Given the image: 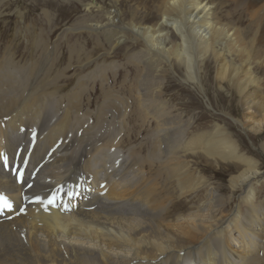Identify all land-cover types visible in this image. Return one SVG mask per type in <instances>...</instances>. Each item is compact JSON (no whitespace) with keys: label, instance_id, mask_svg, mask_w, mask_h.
Wrapping results in <instances>:
<instances>
[{"label":"bare ground","instance_id":"obj_1","mask_svg":"<svg viewBox=\"0 0 264 264\" xmlns=\"http://www.w3.org/2000/svg\"><path fill=\"white\" fill-rule=\"evenodd\" d=\"M137 1L143 11L153 9L152 24L137 26L133 14L125 27L109 20L102 28L108 76L120 37L129 34L143 48L127 58L140 68L133 86L136 103L152 118L139 122L150 135L123 157L114 151L127 136L104 131L116 120H71L78 92L58 85L67 80L59 69L63 57L34 55L40 47L32 44L26 59L17 58L10 55V40L0 42V194L24 206L0 221V264H264V202L259 206L252 192L257 179L264 183L260 158L219 124L193 133L195 124L174 120L163 99L170 72L179 71L198 89L212 74L250 114L234 123L252 143L261 140L264 0ZM92 59L85 54L84 65L80 56L67 65L84 69ZM61 100L60 112H48L47 102L57 110ZM259 147L264 153V142ZM190 156L198 162L191 164ZM2 157L11 166L27 164L25 189L5 172ZM223 167L232 168L228 182L231 193L240 191L237 201L223 197L221 181L214 187L205 177ZM87 189L90 195L75 199ZM65 192L71 193L66 208L43 207L49 195Z\"/></svg>","mask_w":264,"mask_h":264},{"label":"rangeland","instance_id":"obj_2","mask_svg":"<svg viewBox=\"0 0 264 264\" xmlns=\"http://www.w3.org/2000/svg\"><path fill=\"white\" fill-rule=\"evenodd\" d=\"M133 14L137 18L131 20ZM155 19L153 9L143 11V4L138 3L137 0H0V42L2 39L3 43L10 40V55L17 58L23 55L26 59L33 51L30 47L32 44H36V48L40 47L34 51V55L50 58L52 56L54 59L63 57L64 62L62 61L59 69L63 71L67 80L62 79L58 85L60 88L73 85L78 92V102H76L78 110L73 113L71 120H116L112 126L104 127V131L116 138L127 136L128 139L124 145L114 151L115 154L123 157L131 147H138L144 140L148 141L150 135V127H142L139 122L152 120V118L144 116V109L136 103L138 93L133 86L140 68L127 58L140 53L143 48L139 40L133 43L131 41L133 38L129 34L120 37L116 42L123 40L124 43L120 42L121 45L117 46L116 50H111L114 70L108 76L103 69L107 64V62L104 63L107 47L102 28L108 25L109 20L116 27H125L127 23H131L130 20L137 26L138 24L144 26L152 24ZM91 26H97L100 31L80 29ZM112 29L120 31L116 28ZM85 54H90L93 59L92 63L84 69L67 65L70 62L74 63L78 56L81 57L79 64L84 65ZM81 77L85 78V81L74 86ZM208 84L207 87L198 89L183 82L179 71L170 72L165 81L163 99L168 101L172 117L174 120L192 121V124L197 127L192 130L193 133L204 129L210 130L215 123L225 127L251 152L258 155L264 168V153L259 147L260 142H264V136L261 140L252 143L247 136V131H243L239 123H234V120L250 119L251 117H248L250 114L244 111L236 94L228 89L226 83H218L211 74ZM232 95L235 99L231 101ZM61 102L57 110L54 101L47 102L46 109L51 114L60 112L62 104H66L64 100ZM148 111L151 113L150 109H146L145 113ZM77 116L78 118L75 119ZM113 137L111 138L115 139ZM188 161L191 164L198 162L195 156L188 157ZM201 165L204 166V162ZM231 172V167L229 170L223 167V170L219 172H210L204 176L206 175L209 184L214 187L220 185L221 181L226 189V193L222 194L223 197H231L232 200L237 201L240 191L230 192L228 179ZM261 181L263 180L257 179L252 188V192L257 194L259 206L264 202V183ZM223 213L225 212H218V215L222 216ZM230 245L234 246L233 243Z\"/></svg>","mask_w":264,"mask_h":264},{"label":"snow or ice","instance_id":"obj_3","mask_svg":"<svg viewBox=\"0 0 264 264\" xmlns=\"http://www.w3.org/2000/svg\"><path fill=\"white\" fill-rule=\"evenodd\" d=\"M52 200H49L48 203H52ZM0 204H2L5 208H11V204L8 202V200L5 197H0Z\"/></svg>","mask_w":264,"mask_h":264}]
</instances>
